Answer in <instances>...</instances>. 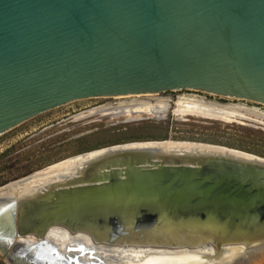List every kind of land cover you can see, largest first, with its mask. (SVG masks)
Segmentation results:
<instances>
[{"label": "water", "instance_id": "water-1", "mask_svg": "<svg viewBox=\"0 0 264 264\" xmlns=\"http://www.w3.org/2000/svg\"><path fill=\"white\" fill-rule=\"evenodd\" d=\"M183 90L264 106V0H0V135L76 101ZM224 153L108 150L44 199L0 196L3 263L209 250L211 264H264V159ZM196 226L203 239L176 229ZM53 229L66 233L61 251Z\"/></svg>", "mask_w": 264, "mask_h": 264}, {"label": "rangeland", "instance_id": "rangeland-1", "mask_svg": "<svg viewBox=\"0 0 264 264\" xmlns=\"http://www.w3.org/2000/svg\"><path fill=\"white\" fill-rule=\"evenodd\" d=\"M182 98L226 112L222 118L175 113ZM160 140L216 145L264 159V106L186 90L72 102L0 135V188L75 156Z\"/></svg>", "mask_w": 264, "mask_h": 264}, {"label": "bare ground", "instance_id": "bare-ground-1", "mask_svg": "<svg viewBox=\"0 0 264 264\" xmlns=\"http://www.w3.org/2000/svg\"><path fill=\"white\" fill-rule=\"evenodd\" d=\"M145 94H156V93H141V94H132V95H123L122 97H132V96H140ZM208 94V93H207ZM212 95V94H210ZM116 97V96H113ZM110 97V98H113ZM221 97V96H220ZM233 99V98H232ZM177 108L174 111L179 114H199L208 117H220L222 118L223 113L226 112L224 108L218 109L216 107L205 106L202 103H198L192 99H179L177 101ZM157 108L156 106H151V110ZM156 148L159 149L160 152H168L176 153L179 158L186 159L187 161L192 162V160L199 159L200 157H205L209 155V153H224L231 154L233 156H240L244 159H249V157L245 154H241L238 151L227 149L219 146H201L198 143L194 144L193 142H175V141H164V142H135L128 143L119 146L108 147L104 149H99L84 155L75 156L64 161H61L57 164H53L29 177L22 179L20 183L12 182L0 188V196L9 197L15 199H19L20 201L24 200H35L40 197V199H44L52 194L53 190L59 188L61 183L65 180L63 178H70L72 175L75 177H83V169L82 163L85 160L93 159L99 155H102L108 150H117V149H127V148ZM182 154V156H180ZM200 155V157H198ZM78 171V172H77ZM77 173V174H76ZM76 174V175H75ZM89 179V178H88ZM18 182V181H17ZM54 185V186H53ZM24 203V202H23ZM20 204V203H19ZM18 204V205H19ZM20 207V205H19ZM199 227V226H198ZM176 228V227H175ZM201 228V227H199ZM196 227L194 228H186V227H177L176 229L182 232L180 233L181 238L195 241L198 239H203L202 229ZM173 229V228H172ZM187 229V230H184ZM192 230V231H191ZM206 236V234H204ZM47 239L57 246V250L61 251L66 245L67 237L66 233L61 230H50L46 234ZM80 242L84 245L88 244V240L86 237L80 236L77 237ZM244 244H249L255 242V240H241ZM211 251L209 250H201L200 252L190 253L187 255H183L182 252H177L176 256L169 257H153V259L149 262H145L142 264H211L212 262H218V258L216 256H212L211 260L206 259V254L210 255ZM238 254L237 249L230 250L228 253L223 254L222 259L219 261H230ZM137 255L130 254L129 252H122L120 254L119 259L122 261H127V263H131L136 259ZM134 264V263H132Z\"/></svg>", "mask_w": 264, "mask_h": 264}, {"label": "trees", "instance_id": "trees-1", "mask_svg": "<svg viewBox=\"0 0 264 264\" xmlns=\"http://www.w3.org/2000/svg\"><path fill=\"white\" fill-rule=\"evenodd\" d=\"M0 264H3V263L0 261Z\"/></svg>", "mask_w": 264, "mask_h": 264}]
</instances>
